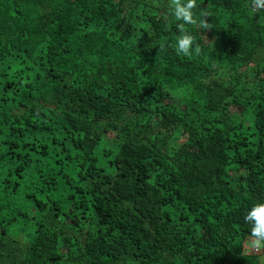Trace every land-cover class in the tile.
<instances>
[{"label": "trees", "instance_id": "obj_1", "mask_svg": "<svg viewBox=\"0 0 264 264\" xmlns=\"http://www.w3.org/2000/svg\"><path fill=\"white\" fill-rule=\"evenodd\" d=\"M193 11L0 0V264H264V6Z\"/></svg>", "mask_w": 264, "mask_h": 264}, {"label": "clouds", "instance_id": "obj_2", "mask_svg": "<svg viewBox=\"0 0 264 264\" xmlns=\"http://www.w3.org/2000/svg\"><path fill=\"white\" fill-rule=\"evenodd\" d=\"M170 11L176 21L177 28L182 31L181 35L177 36L176 49L177 51L188 53L190 45L194 37L189 32H184V24H192L194 21V9L197 7V0H169ZM257 7L264 6V0H254ZM200 28H209L206 21H200ZM162 47L164 45H161ZM245 221L251 225L248 247L251 251L264 250V201L253 204L247 211Z\"/></svg>", "mask_w": 264, "mask_h": 264}, {"label": "built area", "instance_id": "obj_3", "mask_svg": "<svg viewBox=\"0 0 264 264\" xmlns=\"http://www.w3.org/2000/svg\"><path fill=\"white\" fill-rule=\"evenodd\" d=\"M247 249H248V252L251 254H260L262 252V250L261 251H251L249 250V247H247Z\"/></svg>", "mask_w": 264, "mask_h": 264}]
</instances>
